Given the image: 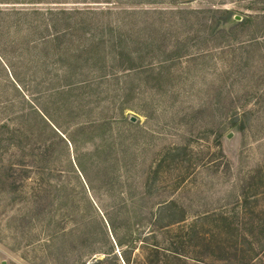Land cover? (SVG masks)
I'll return each instance as SVG.
<instances>
[{
  "label": "rangeland",
  "instance_id": "374dc122",
  "mask_svg": "<svg viewBox=\"0 0 264 264\" xmlns=\"http://www.w3.org/2000/svg\"><path fill=\"white\" fill-rule=\"evenodd\" d=\"M13 1L0 11L70 14L0 15V264H93L111 252L97 206L123 236L165 205L187 264H264L263 14L239 27L208 9L240 23L249 0Z\"/></svg>",
  "mask_w": 264,
  "mask_h": 264
},
{
  "label": "trees",
  "instance_id": "16d2710c",
  "mask_svg": "<svg viewBox=\"0 0 264 264\" xmlns=\"http://www.w3.org/2000/svg\"><path fill=\"white\" fill-rule=\"evenodd\" d=\"M129 3L132 4L133 2H137L138 0H127ZM168 1V2H167ZM241 1V0H239ZM244 1V0H243ZM16 1L13 0H1L0 3L2 4H14ZM123 2V3H122ZM143 2V3H142ZM167 4L170 5H175V7H178L181 4H188L191 2V0H144L141 1L142 4L145 5H156V4ZM249 5H246L245 10L251 13H254L255 15L253 16L252 14H248L246 16V19L242 20L240 23L236 22V20H232V17L235 15L234 11L230 10H217L210 8L208 9V12L213 13V14H221L224 15L226 18V23L225 25H237L239 27H246V25L253 23V21L258 17V14H263L264 16V0H249ZM36 2L33 0H29L24 3H17V4H35ZM90 3H101V4H107V5H123L124 0H91ZM127 4V3H126ZM258 5L261 6L258 7ZM115 9H107L106 13H112ZM76 13H81L80 11H75ZM177 12L179 13H199V11L196 10H181L177 9ZM96 13L92 9H89L86 11V14H94ZM125 13L128 14H134L135 11L131 10H126ZM9 15V17H19V16H39V17H46L47 15H68L70 14L69 11L67 10H61V13L56 12L52 9H49L47 11H41L38 9H13L11 11L5 12V11H0V15ZM83 14H85L83 12ZM257 14V15H256ZM46 116V115H45ZM45 121V120H44ZM46 125L48 128L51 129V131L56 134L61 140V132L58 125L52 121L51 117H48L47 115V122ZM60 134V135H59ZM64 143H66L67 146V151L69 152L70 148L69 146H72L73 150L74 148L76 149L75 142L70 139L65 137V139H62ZM73 164V163H72ZM77 167L74 168V172L76 174H83L82 168L78 163H76ZM85 186V185H84ZM90 202V206L94 208L93 204ZM171 206L165 205V208L163 211L159 212V214L153 216L150 221V230L147 233H143L142 230L144 225H139L138 228L134 231L129 228L127 232L123 235H119V231L123 228L124 229V224L125 223V218L123 217H110L108 215H105L102 211H99V207L97 206L96 209V219L98 220L97 223V228L101 230L102 234L106 237L109 246L111 248V252H96L93 253V256H96L98 254H102L106 258H111L113 257L116 262L119 264H134L132 263L131 260V254L134 253L135 251H140L142 250L143 253H145L143 259L145 264H187L188 257L186 255V241L183 238L178 239V237L175 240L172 241H166L164 237L168 235L169 237L173 235L174 231L172 230L173 227L176 225L179 226L183 221H178L175 217L173 216H168L166 217L164 215L165 211L168 209H171ZM167 209V210H166ZM95 210V208H94ZM101 214H99V212ZM166 218H169L170 223L169 225H162L159 226ZM120 221L122 222L120 227ZM119 222V224L117 223ZM141 224V223H140ZM153 228V229H152ZM88 232H86L87 234ZM68 234H64L66 236ZM161 235L163 236V241L160 242L158 241V236ZM115 248L121 250V257H117L114 255ZM96 262L93 264H104L105 259H97L95 258Z\"/></svg>",
  "mask_w": 264,
  "mask_h": 264
},
{
  "label": "water",
  "instance_id": "95a60500",
  "mask_svg": "<svg viewBox=\"0 0 264 264\" xmlns=\"http://www.w3.org/2000/svg\"><path fill=\"white\" fill-rule=\"evenodd\" d=\"M237 19V18H236ZM237 20H239V19H237ZM133 122H134V120H133Z\"/></svg>",
  "mask_w": 264,
  "mask_h": 264
}]
</instances>
